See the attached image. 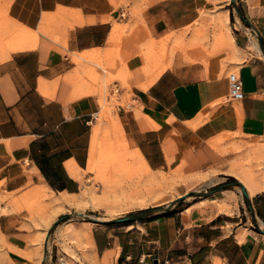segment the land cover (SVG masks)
I'll list each match as a JSON object with an SVG mask.
<instances>
[{
	"label": "crops",
	"instance_id": "0c3cea01",
	"mask_svg": "<svg viewBox=\"0 0 264 264\" xmlns=\"http://www.w3.org/2000/svg\"><path fill=\"white\" fill-rule=\"evenodd\" d=\"M109 75L137 160L178 173L177 201L209 191L152 234L88 227L92 264H133L142 240L162 264H264V0H0V264L51 260L46 230L85 186Z\"/></svg>",
	"mask_w": 264,
	"mask_h": 264
},
{
	"label": "rangeland",
	"instance_id": "374dc122",
	"mask_svg": "<svg viewBox=\"0 0 264 264\" xmlns=\"http://www.w3.org/2000/svg\"><path fill=\"white\" fill-rule=\"evenodd\" d=\"M112 79L113 76L109 75L105 80L107 87L101 93L100 112L95 119L97 123L95 133L100 148L96 163L99 167L94 170L87 168V180L79 195L68 198L66 204L61 202L58 207L59 212L53 208L55 217L46 230L50 229V234L44 239L49 245L48 253L51 255L48 264H92L93 257L88 250L90 240L85 237L88 227L109 226L110 229L116 230L131 228L139 236L137 232L140 228H147L150 233L155 232L157 218L161 220L166 218L168 211L183 209L190 200H200L209 191L207 185L200 184L191 187L192 190L196 188V192H191L192 195L196 194V197L186 198L187 193L183 200L177 201L175 196L179 182L178 173L172 170L152 171L148 165L137 160L123 138L121 126L115 119L117 107L123 101L119 102L121 90L115 93L111 91L116 89L114 82L111 83ZM180 180L186 182L185 179ZM227 182L241 189V184L236 179L231 180L229 177ZM183 185L186 187L188 184L186 182ZM77 213H83L88 217H81ZM139 213L146 214L131 220L133 224L127 221L104 225L89 219H115L127 215L137 216ZM65 214H69L67 218L56 222ZM135 245L137 252H148L147 264H153L154 259L162 260L161 251L154 246V243H145L142 240ZM77 251L85 260L77 256ZM138 257L139 255L131 259L133 264H141Z\"/></svg>",
	"mask_w": 264,
	"mask_h": 264
},
{
	"label": "built area",
	"instance_id": "2783aa9c",
	"mask_svg": "<svg viewBox=\"0 0 264 264\" xmlns=\"http://www.w3.org/2000/svg\"><path fill=\"white\" fill-rule=\"evenodd\" d=\"M116 87L115 90H111L113 93L119 91V88L117 85H114ZM228 94L229 97L235 100H240L243 98L244 96V92H243V88H242V81L240 79V77H233L230 82H229V87H228ZM93 117L97 118L96 115H94ZM146 254H141L138 257V261L141 264H147L146 263ZM153 264H162L159 260H157L156 262H153Z\"/></svg>",
	"mask_w": 264,
	"mask_h": 264
},
{
	"label": "water",
	"instance_id": "95a60500",
	"mask_svg": "<svg viewBox=\"0 0 264 264\" xmlns=\"http://www.w3.org/2000/svg\"><path fill=\"white\" fill-rule=\"evenodd\" d=\"M232 1H234V0H232ZM240 186H241V192H242L243 196H245L246 198H248V194H247V191L245 190V187H244L242 184H241ZM187 195H188V194H187ZM77 214H78L79 216H81V217H84V218L88 217V216H86V215L83 214V213H77ZM144 214H146V213H139L137 216H135V215H127V216H123V217L115 218V219H98V218H89V219L92 220L93 222H96V223L110 224V223H117V222H127V221H131V220H134L135 218H141V217H143ZM68 215H69V214H65V215L59 217V218L57 219L56 222L61 221V220L65 219V218H67ZM56 222H55V223H56ZM55 223H54V224H55ZM54 224H53V225H54ZM51 227H52V226H51ZM261 231L264 232V230H261ZM49 234H50V229L47 231L46 236L48 237ZM156 261H157V259H154V262H156Z\"/></svg>",
	"mask_w": 264,
	"mask_h": 264
},
{
	"label": "bare ground",
	"instance_id": "6f19581e",
	"mask_svg": "<svg viewBox=\"0 0 264 264\" xmlns=\"http://www.w3.org/2000/svg\"><path fill=\"white\" fill-rule=\"evenodd\" d=\"M161 70H162V68L157 67V69L154 71V73L151 74V76H150V78H149V82H150L153 78H155V77L160 73ZM145 85H146V84H143V87H144ZM144 122H145V121H144ZM142 124H144V123H142ZM145 124H146V123H145ZM146 125H147V124H146ZM146 125H145V126H146ZM148 127H149V126H148ZM99 149H100V148H99V143H98V141H97L96 133H94V135H93V139H92V143H91V146H90V160H89V163H88V168H89V169L94 170V169H96L97 167H99L98 164L96 163V156L98 155ZM138 153H139V156H140V159L142 160V162L145 163V164L147 165V163H146L144 157L141 155L140 152H138Z\"/></svg>",
	"mask_w": 264,
	"mask_h": 264
},
{
	"label": "trees",
	"instance_id": "16d2710c",
	"mask_svg": "<svg viewBox=\"0 0 264 264\" xmlns=\"http://www.w3.org/2000/svg\"><path fill=\"white\" fill-rule=\"evenodd\" d=\"M230 179H231V180H234L233 177H230ZM128 223H133V221H129ZM121 246H122V252H121V254H120L119 263H120L121 260L124 259V257H126V255H124V254H125L124 251H125V248H126V244H121ZM131 247H132V246H130V248H131ZM123 253H124V254H123ZM130 254H132V253L130 252Z\"/></svg>",
	"mask_w": 264,
	"mask_h": 264
}]
</instances>
